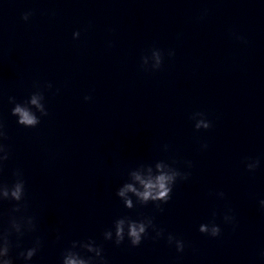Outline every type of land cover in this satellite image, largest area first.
<instances>
[{"label":"water","instance_id":"95a60500","mask_svg":"<svg viewBox=\"0 0 264 264\" xmlns=\"http://www.w3.org/2000/svg\"><path fill=\"white\" fill-rule=\"evenodd\" d=\"M154 50L159 70L146 69ZM35 92L48 115L25 128L9 97ZM201 118L212 127L197 130ZM0 122V184L25 181L37 225L21 243L43 241L33 264H61L89 237L109 264H264V0H0ZM159 161L189 179L163 211L124 207L116 189ZM14 203L0 202V227ZM121 216L152 217L165 237L150 228L139 247L106 241ZM212 223L219 237L200 232ZM168 233L185 241L182 253Z\"/></svg>","mask_w":264,"mask_h":264},{"label":"clouds","instance_id":"9594fccd","mask_svg":"<svg viewBox=\"0 0 264 264\" xmlns=\"http://www.w3.org/2000/svg\"><path fill=\"white\" fill-rule=\"evenodd\" d=\"M31 13H25L23 19L28 21ZM80 31L73 33L74 39L80 38ZM243 39V37H240ZM171 56L175 55L172 50ZM151 59L154 61L150 70H159L164 58L160 51L154 50ZM149 64V57H144V66ZM53 85L49 82L47 88L52 89ZM85 100H91V96H85ZM44 96L41 92H35L31 95L30 100L24 103L16 101L14 96L9 97V102L14 104L11 109V114L17 120V123L25 128H36L41 123V117L37 115L39 112L43 116L48 115V109L43 103ZM202 115V114H198ZM212 127L211 121L201 118L196 123L197 130H207ZM5 136L3 122H0V138ZM207 148V144L202 146ZM167 150V145H165ZM9 159V151L7 147L0 143V172L3 171L4 162ZM250 159V158H249ZM252 160V159H250ZM253 162L247 163L246 167L249 171H255L260 166V160L255 159ZM187 166L190 168L191 162L187 161ZM16 174H20V170H16ZM190 172L180 171L172 165L159 161L155 167L151 165L141 166L137 170L130 173L129 179L116 189V196L119 197L124 207L134 209L137 204L147 206L149 204L163 211V205L168 204L173 196L174 189L179 180H188ZM221 196L224 193L220 194ZM26 186L25 181L17 179L14 184H0V202L14 201V205L9 214L7 227H0V264H17L18 261L22 264H33L34 258L43 247V241L40 237H36L31 246L25 247L21 243L22 238L27 233H33L37 230L35 217L26 214ZM259 205L264 209V199L259 201ZM234 215L225 214V223H234ZM155 232L153 239H162L165 237V230L158 228L152 217H143L134 219L130 216H121L115 220L114 226L103 232V237L106 241H114L119 246L129 241L132 247H139L149 236V229ZM200 232L211 237H219L221 235V227L219 224L212 223L201 224ZM15 238V242L13 240ZM60 239V236H57ZM167 242L174 244L178 252H183L185 249V241L178 239L174 234H167ZM15 255L13 254V250ZM61 264H109L104 247L98 244L91 237L86 240H73L71 245L61 253Z\"/></svg>","mask_w":264,"mask_h":264}]
</instances>
